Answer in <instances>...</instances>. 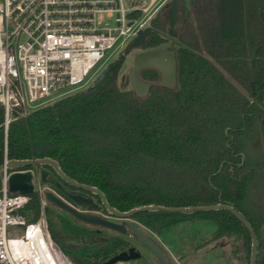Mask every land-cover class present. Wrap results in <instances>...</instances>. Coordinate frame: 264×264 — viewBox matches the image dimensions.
Here are the masks:
<instances>
[{
  "label": "trees",
  "instance_id": "obj_1",
  "mask_svg": "<svg viewBox=\"0 0 264 264\" xmlns=\"http://www.w3.org/2000/svg\"><path fill=\"white\" fill-rule=\"evenodd\" d=\"M179 2L176 37L169 33L167 14L165 19L161 14L152 19L154 31L140 46L143 51L170 46L175 52V88L158 86L159 72L144 69L140 77L152 85L147 96L122 89L123 53L87 89L26 116L16 114L7 148L0 104V166L6 157L53 159L67 176L100 189L122 212L151 205H233L258 236L257 264H264V0ZM133 48L128 43L126 53ZM29 169L40 178L48 172L42 186L60 181L78 190L50 166ZM39 211V196L33 194L23 214L35 221ZM133 219L157 234L186 221L213 223L212 242L227 246L228 264H251V234L227 210H153ZM50 235L76 264H103L135 247L126 234L71 247L52 223Z\"/></svg>",
  "mask_w": 264,
  "mask_h": 264
},
{
  "label": "built area",
  "instance_id": "obj_2",
  "mask_svg": "<svg viewBox=\"0 0 264 264\" xmlns=\"http://www.w3.org/2000/svg\"><path fill=\"white\" fill-rule=\"evenodd\" d=\"M154 7L155 0H0L5 147L16 114L26 116L35 104L85 86L108 56L122 52L139 30L150 26ZM138 12L139 17H130ZM8 161L6 157L0 172V264H76L50 236L46 189L38 172L9 169ZM15 172L33 174L40 200L35 221L23 214L32 195L9 191Z\"/></svg>",
  "mask_w": 264,
  "mask_h": 264
},
{
  "label": "water",
  "instance_id": "obj_3",
  "mask_svg": "<svg viewBox=\"0 0 264 264\" xmlns=\"http://www.w3.org/2000/svg\"><path fill=\"white\" fill-rule=\"evenodd\" d=\"M179 0H171L169 4L168 11V21H169V33L171 36L176 37L175 28L179 22ZM154 31L153 27L148 26L137 32L136 37L132 41V46L134 48H139L147 38ZM144 69H154L159 72L160 80L157 85L166 88H175L177 84V59L175 52L171 50L170 46H163L153 50H144L136 54L133 61V75H132V86L133 91L137 97H145L149 94L152 87L150 83L145 82L140 77V72ZM47 165L52 167L59 176L71 184L74 188L90 192L100 197L102 205L106 208L111 217L123 220L122 223L113 222L103 216L98 214H91L77 209L76 207L66 203L64 200L60 199L53 192H46V199L52 205L65 211L71 215L75 220L85 223L91 226H97L102 228H107L109 230L118 232L120 234L131 233L132 236L137 238L144 246H146L152 254L156 257L159 264H171L166 258L162 249L152 241L140 228L139 223L133 221V216L137 213H143L153 210H162L170 213H183V214H193L196 212H209L216 211L220 209L227 210L233 213L248 229L252 237V259L251 264H257L258 259V246L259 238L256 235L252 225L248 222L246 217L238 211L235 206L230 204L220 203L214 206H204L196 208H175V207H164L158 205L145 206L141 208L132 209L130 211H119L112 207L106 195L98 188L92 187L86 184L79 183L73 180L71 177L67 176L61 169L57 161L45 158L36 160H9L7 162V167L12 170H18L20 168H29ZM3 170V166H0V172ZM48 172L43 170L41 173L42 179L45 180ZM32 172H15L9 179V191L10 192H20L23 194L33 195L35 193ZM0 188H1V178H0ZM70 198L77 206L91 207L95 206L92 198H86L84 196L75 194L70 195ZM261 239H264V228L261 232ZM142 257V253L136 248L132 247L128 251L121 252L114 257L110 258L103 264H116L118 262H132L138 260ZM233 264V263H230Z\"/></svg>",
  "mask_w": 264,
  "mask_h": 264
},
{
  "label": "rangeland",
  "instance_id": "obj_4",
  "mask_svg": "<svg viewBox=\"0 0 264 264\" xmlns=\"http://www.w3.org/2000/svg\"><path fill=\"white\" fill-rule=\"evenodd\" d=\"M170 2L171 0H155L154 10H156V13L154 18L162 14V18L165 19V15L167 14L168 16ZM176 29L179 30V25L176 26ZM171 41L173 42V40ZM141 51L143 50L140 47L130 49L127 53L125 49L122 52H120V50L114 51L111 56L107 57L103 65L101 64L102 66H99L100 68L98 67L99 69L97 68V71L95 70L96 73L92 76L91 80L74 93L92 86L108 64L123 53L126 54V60L119 76V86L122 89L133 91V61L136 54ZM142 80L147 82L144 78H142ZM58 99H60V97H53L48 101L35 104V107L38 109L50 105ZM83 208L85 211H89L87 207ZM45 213L49 232L50 223H52L57 228L61 238L71 247L87 246L102 242L113 235H120V233L107 228L81 223L60 211L50 202H47L46 204ZM100 213L106 217H110L107 219L113 222L121 223L123 221L111 217V215L107 214L105 211L100 210ZM133 221L138 222L136 219H133ZM139 226L149 238L159 244L162 250L173 262L179 261L181 264H228L226 255L228 252L227 246L225 247L222 244H215L212 242L213 234L216 230L213 223L201 220L186 221L164 230L161 234L151 231L141 223H139ZM126 235L127 237L129 236V238H132L128 233ZM136 248L142 253V257L138 260L129 262L128 264H158L143 245L138 243Z\"/></svg>",
  "mask_w": 264,
  "mask_h": 264
},
{
  "label": "flooded vegetation",
  "instance_id": "obj_5",
  "mask_svg": "<svg viewBox=\"0 0 264 264\" xmlns=\"http://www.w3.org/2000/svg\"><path fill=\"white\" fill-rule=\"evenodd\" d=\"M42 178V176H41ZM41 178H40V183H41ZM43 180V179H42ZM44 181V180H43ZM42 185V184H41ZM45 189H46V192H53L54 194H56L60 199L64 200L66 203L76 207L77 209L81 210V211H84V212H87V213H91V214H98V215H102L100 213V209H99V204L97 203L95 197H94V194L90 193V192H87V191H83V190H73L71 188H68L66 186H63L62 183L59 181V182H56L54 183V185H47V186H44ZM75 194H78V195H81V196H84L86 198H92L94 203H95V206H91V207H87L89 211H85V209L83 208V206H77L73 200L70 198V195H75ZM56 207V206H55ZM57 208V207H56ZM59 209V208H58ZM60 211L66 213L65 211L59 209ZM67 215H69L68 213H66ZM70 217H72L71 215H69ZM103 217L105 218H110V217H106L104 215H102ZM73 218V217H72ZM74 219V218H73ZM123 222V221H122ZM121 222V223H122ZM128 235H130L134 241H135V247H137V244H141L143 245L137 238H135L134 236L131 235V233H128ZM151 239V238H150ZM152 240V239H151ZM154 241V240H152ZM155 242V241H154ZM158 246L159 244L157 242H155ZM144 246V245H143ZM147 251L151 254V256L157 261V263L159 264L158 260L156 259V257L152 254V252L146 247L144 246ZM160 247V246H159ZM161 248V247H160ZM162 249V248H161ZM163 251V250H162ZM164 252V251H163ZM166 258L168 259V261L171 263V264H181V262L179 261H175L173 262L172 260H170V258L168 257V255L164 252Z\"/></svg>",
  "mask_w": 264,
  "mask_h": 264
}]
</instances>
